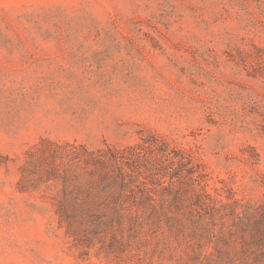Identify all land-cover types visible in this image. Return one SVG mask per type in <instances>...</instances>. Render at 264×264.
I'll list each match as a JSON object with an SVG mask.
<instances>
[{
    "label": "rangeland",
    "instance_id": "obj_1",
    "mask_svg": "<svg viewBox=\"0 0 264 264\" xmlns=\"http://www.w3.org/2000/svg\"><path fill=\"white\" fill-rule=\"evenodd\" d=\"M150 132L213 195L264 203V0H0V264H190L188 233L68 234L61 185L26 164L42 139Z\"/></svg>",
    "mask_w": 264,
    "mask_h": 264
},
{
    "label": "trees",
    "instance_id": "obj_2",
    "mask_svg": "<svg viewBox=\"0 0 264 264\" xmlns=\"http://www.w3.org/2000/svg\"><path fill=\"white\" fill-rule=\"evenodd\" d=\"M26 164L44 183L61 185L55 212L68 234L143 233L193 238L190 264H264V203L209 190L206 168L192 150L155 133L134 145L42 139ZM124 239V238H122ZM125 240V239H124Z\"/></svg>",
    "mask_w": 264,
    "mask_h": 264
}]
</instances>
